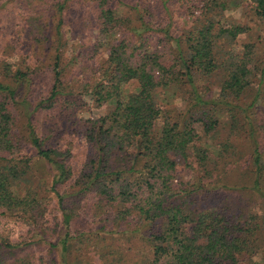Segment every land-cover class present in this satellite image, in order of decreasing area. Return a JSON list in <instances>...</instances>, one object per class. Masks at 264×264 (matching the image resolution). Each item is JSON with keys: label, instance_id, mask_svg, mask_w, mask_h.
<instances>
[{"label": "trees", "instance_id": "16d2710c", "mask_svg": "<svg viewBox=\"0 0 264 264\" xmlns=\"http://www.w3.org/2000/svg\"><path fill=\"white\" fill-rule=\"evenodd\" d=\"M90 1L97 33L71 51L66 14L75 0H0L19 26L0 48V264H38L32 251L39 264H246L262 249L264 213L202 205L179 167L205 169L198 126L215 130L223 110L237 125L235 102L264 84V64L250 50L221 55L217 47L246 28L214 19L243 1L264 19V0ZM200 2L193 25L173 29L177 3ZM104 52L96 75L73 76ZM218 71L214 98L203 82ZM177 90L183 107L171 105ZM86 97L108 110L85 124L91 151L77 162L71 145L41 131L39 117L71 115ZM259 128L260 139L251 129V188L264 203V120Z\"/></svg>", "mask_w": 264, "mask_h": 264}, {"label": "rangeland", "instance_id": "374dc122", "mask_svg": "<svg viewBox=\"0 0 264 264\" xmlns=\"http://www.w3.org/2000/svg\"><path fill=\"white\" fill-rule=\"evenodd\" d=\"M3 2L9 0H2ZM135 4L137 0H123ZM151 4L154 3L150 0ZM175 0H173L174 2ZM197 1V0H196ZM201 1V0H200ZM169 2L168 4H171ZM203 2L200 3H177L176 17L173 18V29L181 27L189 28L193 25V21L200 14ZM23 2L20 5H24ZM195 4V5H194ZM11 5L0 10V48H5L13 41V34L16 37V32L19 30L17 22L12 23L6 14V10ZM174 6V5H173ZM32 8V7H30ZM27 9L24 11L26 12ZM13 15L20 16L23 11L21 8L15 7ZM214 19L218 23L227 25L240 24L246 28V31L241 33L233 42H228L226 39H220L217 43L218 49L223 55L228 49L237 53H243L247 49L253 54V57L261 65L264 64V19L255 15L249 2H240L239 5L230 7L220 15H214ZM67 25L65 31L68 32L70 38V50L74 49L76 40L92 39L97 33V14L93 3L90 0H75L71 3L66 14ZM28 50H23L22 56L28 54ZM13 53V52H12ZM11 54L8 53V55ZM106 56L105 52L98 55L95 60L87 62L85 65L74 70L73 76L76 77L78 70L83 74L96 75L99 62ZM34 58V57H33ZM95 72V73H94ZM224 76L222 71H218L208 81L203 82V87L209 86L211 90L209 94L214 98L218 96L221 79ZM45 78L41 76V79ZM40 79V80H41ZM42 87H46L40 83L38 89L43 92ZM264 84H259L257 80L253 83L243 95L241 99L235 103L240 106L237 112L238 124L233 122L232 116L223 110L220 114V123L215 130L205 131L202 126H198L200 134L199 143L209 151V160L206 168L196 167L194 169H186L182 163L179 167V177L192 190H196V194L201 198V204L210 207L213 205H226L236 215L243 213H264V203L260 197L252 191L253 174L250 164L252 141L251 129L257 131L256 136H260L261 128L259 126L264 120ZM171 98V105L183 107L185 105L186 95L182 91L176 92ZM254 103V104H253ZM84 104V103H83ZM108 110V106L104 105L100 108L95 107L89 97H86L85 104L82 105L71 115H67L62 110L48 111L39 117L40 129L46 135L53 136L54 143L62 145H71L74 149V159L77 162L83 161L87 154L90 153L91 147L83 137L85 124L89 119H95L104 114ZM251 120L253 125L248 126V121ZM239 125V126H238ZM239 128L236 130L235 127ZM196 168V169H195ZM206 169L210 172L207 174ZM38 175L42 181H47L48 176L45 169L39 170ZM201 183L204 187L196 189ZM196 184V186L194 185ZM196 187V188H195ZM211 192L209 199L202 201V196L206 192ZM243 214V215H245ZM13 225V224H12ZM84 226H89L83 224ZM17 230V239L21 233V229L13 225ZM22 228V227H21ZM23 230L26 229L22 228ZM262 249L246 264H264V232L262 237ZM136 244L143 245L141 241H136ZM38 258L40 252H34ZM93 258V257H92ZM129 261V258H126Z\"/></svg>", "mask_w": 264, "mask_h": 264}]
</instances>
